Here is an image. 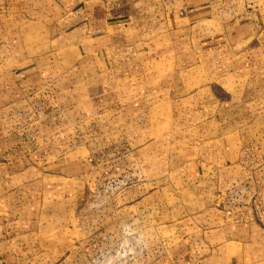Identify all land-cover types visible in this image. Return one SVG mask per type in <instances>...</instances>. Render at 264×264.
I'll return each mask as SVG.
<instances>
[{
	"label": "crops",
	"instance_id": "0c3cea01",
	"mask_svg": "<svg viewBox=\"0 0 264 264\" xmlns=\"http://www.w3.org/2000/svg\"><path fill=\"white\" fill-rule=\"evenodd\" d=\"M92 175L213 188L216 242L135 264H264V0H0V264L120 230Z\"/></svg>",
	"mask_w": 264,
	"mask_h": 264
},
{
	"label": "rangeland",
	"instance_id": "374dc122",
	"mask_svg": "<svg viewBox=\"0 0 264 264\" xmlns=\"http://www.w3.org/2000/svg\"><path fill=\"white\" fill-rule=\"evenodd\" d=\"M179 38L184 46L177 49L178 53H192L191 49L195 54L200 52L201 44L195 36L190 35L189 40ZM34 39L31 35L17 36L18 44L31 43ZM134 183L137 182L124 183L121 178L96 175L68 183L63 192L66 196L111 200L115 223L121 231L101 226L76 240L60 255L51 256L50 264H135L139 257L153 251L154 246L191 254L192 249L203 250L217 241L210 232L221 224L222 216L212 208L215 207V198L210 196L214 194L210 193L213 188L195 181L181 183L173 178Z\"/></svg>",
	"mask_w": 264,
	"mask_h": 264
}]
</instances>
